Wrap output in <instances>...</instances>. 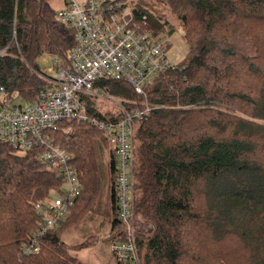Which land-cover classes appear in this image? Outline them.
Returning <instances> with one entry per match:
<instances>
[{"label":"trees","instance_id":"trees-1","mask_svg":"<svg viewBox=\"0 0 264 264\" xmlns=\"http://www.w3.org/2000/svg\"><path fill=\"white\" fill-rule=\"evenodd\" d=\"M118 1L124 7L136 1L135 19L147 16L155 32H175L151 10L155 5ZM156 1L180 21L186 62L142 96L123 83L105 84L130 107H156L138 121L134 141V215L153 225L150 236H137L141 264H264V0ZM50 2L0 0V50L7 48L0 83L13 101L35 102L46 86L34 72L39 58L65 65L75 45ZM90 106L95 110V101ZM62 127L70 129L54 137L73 155L82 184L62 226L92 213L107 183L115 228L114 154L105 171L101 132L84 123ZM62 185L35 152L0 143V264H84L57 231L45 237L39 255L20 256L41 222L36 204Z\"/></svg>","mask_w":264,"mask_h":264},{"label":"built area","instance_id":"built-area-1","mask_svg":"<svg viewBox=\"0 0 264 264\" xmlns=\"http://www.w3.org/2000/svg\"><path fill=\"white\" fill-rule=\"evenodd\" d=\"M122 4L118 0H66V7L56 11V20L74 32L75 45L67 64L53 58L47 73L41 68L34 71L46 82L35 102L15 105L0 83V143L18 153L35 152L40 163L57 171L62 189L68 187L58 197L36 204L41 222L22 245V257L40 254L45 237L61 228L81 195L73 155L54 135L70 129L63 128L65 124L84 123L101 132L115 158L118 224L112 227L110 252L119 264H141L137 236L148 235L152 229L144 224L141 232L134 225V141L138 121L156 107L148 103L130 107L135 104L111 95L105 84L123 83L142 96L159 76L180 66L178 55H172L176 46L171 36L150 29L147 16L137 20L132 6ZM6 52L7 48L0 50V56ZM99 99L113 101L118 110H92L90 102Z\"/></svg>","mask_w":264,"mask_h":264},{"label":"rangeland","instance_id":"rangeland-1","mask_svg":"<svg viewBox=\"0 0 264 264\" xmlns=\"http://www.w3.org/2000/svg\"><path fill=\"white\" fill-rule=\"evenodd\" d=\"M145 3L149 6L155 5L152 11L160 12L164 18L174 26L175 32L171 34V41L175 44V48L172 50V55L177 54L175 57L177 64H182L186 62V57L188 55V47L183 39V30L180 26V21L172 13L166 11L156 0H145ZM51 7L55 11H60L66 7V0H51ZM132 6L136 5L137 2L130 3ZM53 58L50 56H42L38 60V65L44 73H47L50 68L53 67ZM105 99V98H104ZM15 105L24 104L21 100H15ZM95 107L101 112H115L117 111L116 104L111 100L99 99L98 102L95 101ZM235 114V113H234ZM239 116H244L241 113H236ZM109 147L106 144L105 153L103 155V165L104 170L107 171V167L110 161ZM22 154V153H21ZM108 184L106 183V188L104 189L101 199L98 201L92 213H89L87 217L77 222L76 219H68L67 223L57 230L55 234L66 243V245L71 250V254L82 261L84 264H116V260L113 258L110 252L111 242L114 239V234L112 231V214L110 211V198L107 191ZM68 189L65 186L62 190L66 191ZM58 190L53 192V197H58ZM68 216V215H67ZM67 218V217H66ZM65 218V220H66ZM147 224L141 217L136 216L135 218V228L141 232H144L143 226ZM149 224V223H148ZM153 230V225L149 224V230ZM146 232L148 230L146 229ZM141 234V233H136ZM143 236H150L143 235ZM80 244H85L84 247L79 249ZM240 250V249H238ZM142 263V262H141Z\"/></svg>","mask_w":264,"mask_h":264},{"label":"crops","instance_id":"crops-1","mask_svg":"<svg viewBox=\"0 0 264 264\" xmlns=\"http://www.w3.org/2000/svg\"><path fill=\"white\" fill-rule=\"evenodd\" d=\"M116 264H119V263L116 261Z\"/></svg>","mask_w":264,"mask_h":264}]
</instances>
